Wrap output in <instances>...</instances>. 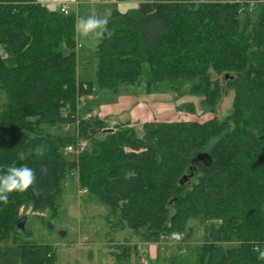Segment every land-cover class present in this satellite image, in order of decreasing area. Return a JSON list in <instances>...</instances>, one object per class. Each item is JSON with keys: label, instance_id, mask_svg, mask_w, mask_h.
<instances>
[{"label": "trees", "instance_id": "obj_1", "mask_svg": "<svg viewBox=\"0 0 264 264\" xmlns=\"http://www.w3.org/2000/svg\"><path fill=\"white\" fill-rule=\"evenodd\" d=\"M250 1L257 0H147L114 10L113 35L104 33L96 49L95 79L82 82L75 14L37 0H0V174L16 162L37 175L26 192L0 203V245L11 240L0 247V264H54L52 247L20 241V213L54 212L72 173L118 216L119 228L142 231L147 242L183 234L197 220L204 240L195 264H264L254 250H264V0L251 8L254 20ZM144 67L146 93L187 84L210 112L222 93L210 71L223 76L234 94L228 115L145 122L139 132L77 112L93 92L141 85ZM57 126L74 132L51 131ZM80 141L83 152L64 154ZM37 145L47 148L43 159L29 154Z\"/></svg>", "mask_w": 264, "mask_h": 264}, {"label": "rangeland", "instance_id": "obj_2", "mask_svg": "<svg viewBox=\"0 0 264 264\" xmlns=\"http://www.w3.org/2000/svg\"><path fill=\"white\" fill-rule=\"evenodd\" d=\"M80 2L81 12L76 11L73 4H70V14H75L76 18L87 16H104L108 19L114 10L120 13H126L128 10L137 7L141 2L147 0H118L112 4L110 0H74ZM262 2L263 0H257ZM48 0L42 3L47 6ZM59 10V9H57ZM258 9L255 7L249 11L250 18L254 20ZM242 23L244 16L239 18ZM94 35L87 37L77 34V59L81 72L80 79L93 81L95 79L96 69V49L101 41ZM88 64V65H87ZM149 77L147 67L143 69V79ZM212 80H218L222 88L220 101L213 107V111L201 109L200 98L190 94V85L176 84L174 86L157 85L151 93L143 95L141 101L144 106L150 108L149 100L153 97L161 100L165 95V101L170 108L157 114L156 121H204L216 117L219 121L224 120L228 115L234 98L233 91L225 88L223 76L216 75L210 71ZM143 83L140 85L142 88ZM122 86L116 94L107 91L112 97V104L102 103L103 97L99 96L100 105H106L104 109L111 111L107 118L108 129L115 125L127 123L124 121L125 113L120 112V107L116 104L118 99L128 97ZM103 90H101L102 92ZM157 96V97H154ZM138 98V96H135ZM82 105L78 106L77 112L84 115V112L94 106L92 100L82 99ZM102 101V102H101ZM129 103V108L125 112H131L135 105ZM163 103V102H160ZM192 105L194 112L185 110L183 106ZM127 103H123L126 107ZM83 106V107H82ZM64 111V110H63ZM92 112V111H91ZM166 113V114H165ZM128 115V113H127ZM146 121L138 120L131 122L130 127L141 131L142 124ZM45 129H49L45 127ZM51 131L57 133H66L72 135L73 126H57L51 128ZM68 174L63 183V192L57 200L55 211H33L31 209H22L21 215L24 217L22 230H20V241L36 244H46L53 248L54 264H195L196 256L194 249L202 244L204 240V229L197 220H190L186 230L181 236L180 241H164L160 238L158 243H150L142 238V231L134 232L129 229H121L118 225V216L114 217L110 209L100 203L96 198L90 197L88 192L83 193V189L78 186L77 178ZM195 181V180H194ZM11 240L5 244L10 245ZM154 244L150 249L146 244ZM1 244L0 247H4ZM233 245H229L231 247Z\"/></svg>", "mask_w": 264, "mask_h": 264}, {"label": "clouds", "instance_id": "obj_3", "mask_svg": "<svg viewBox=\"0 0 264 264\" xmlns=\"http://www.w3.org/2000/svg\"><path fill=\"white\" fill-rule=\"evenodd\" d=\"M37 2L44 3L46 0H37ZM71 2H74V0H48L47 7L49 11L59 9L61 12L67 14V5ZM108 23V18L104 16L80 17L75 23V32L84 37L94 35L100 38L104 33L111 36L113 33L108 29ZM46 152L47 148L44 145H37L29 149V154L38 159H43ZM39 171L42 175L48 174V168L44 165L41 166ZM36 179L35 169L24 164L17 166V163L13 162V164L7 166L3 174H0V203L6 205L9 201V194L13 192H26L35 184ZM254 250L259 253L258 259L264 261V250H260L259 248Z\"/></svg>", "mask_w": 264, "mask_h": 264}, {"label": "crops", "instance_id": "obj_4", "mask_svg": "<svg viewBox=\"0 0 264 264\" xmlns=\"http://www.w3.org/2000/svg\"><path fill=\"white\" fill-rule=\"evenodd\" d=\"M89 1L91 2V0H87V1H83V2H89ZM111 3L114 4L117 2L111 1ZM70 4H73L75 6L77 12H78V10H79V12H81V10L79 8L81 4L79 1L69 3L67 5L68 8H69ZM69 12H70V8H69ZM96 63H97V60H96ZM96 67H97V65H96ZM80 71L81 70H80L79 64H78L77 65V78L79 81H81V79H80L81 72ZM149 77H150V74H149ZM149 77L143 79V71H142V83H143L142 88L140 87V85L128 87L127 89H125V94L128 97H122V98L118 99V102L116 104L118 105V107H120V112L125 113L124 121H126L127 123H124V124L130 123V125H132L131 122L138 121V120H143L146 122L156 121V120H154V118L157 114H160L163 111L166 112L170 109V108H168V105H165L166 104L165 99H166V97H168L166 95L163 98H161V100H156L152 97L148 102L150 108H147L144 106V103L141 101V98L150 94V93L145 92L146 88L144 86V83L149 80ZM82 82H92V81L82 80ZM155 88H156V86H153L151 89L155 90ZM141 93H144L143 95H145V96H143ZM99 96L103 97V102L101 101L102 103H108V104L114 103L111 101L112 97L109 96V94H107V91H102V92L99 91L97 93L93 92V94L87 96V98L89 100H92V103H94V106L90 107L89 110H91L92 111L91 113L96 114L99 118L107 119V118H109L110 114H112V113H110L111 111H108L109 106H107V109H104L106 105H102V104L100 105V103L98 102ZM135 96H138V98H135ZM154 97H157V96H154ZM82 101H84V100L81 99V102H80L81 105H82ZM125 102L127 103L126 107L123 106V103H125ZM131 102H133L132 104H134V105L136 104L134 109L131 112H125L126 109L129 108V103H131ZM160 102H163V103H160ZM127 113H128V115H127ZM146 244L149 246L150 249L154 245V244H148V243H146Z\"/></svg>", "mask_w": 264, "mask_h": 264}, {"label": "built area", "instance_id": "obj_5", "mask_svg": "<svg viewBox=\"0 0 264 264\" xmlns=\"http://www.w3.org/2000/svg\"><path fill=\"white\" fill-rule=\"evenodd\" d=\"M112 2H117V0H111ZM257 1H250L248 9L251 10L256 5ZM68 7V6H67ZM61 12V11H60ZM63 13V12H62ZM69 8L67 14H69ZM65 14V13H63ZM65 14V15H67ZM92 115H96L93 114ZM87 117H90V114H87ZM86 148V143L84 141L77 142L76 144H68L63 148V152L65 155H79ZM83 193H87V190H83ZM164 241H180L181 236L179 234H171L169 236H163Z\"/></svg>", "mask_w": 264, "mask_h": 264}]
</instances>
